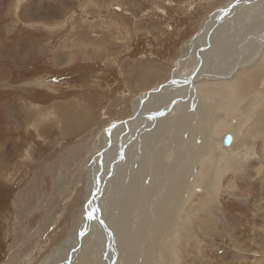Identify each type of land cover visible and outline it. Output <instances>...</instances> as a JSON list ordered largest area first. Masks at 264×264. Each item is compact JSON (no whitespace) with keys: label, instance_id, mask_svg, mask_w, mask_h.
<instances>
[{"label":"rangeland","instance_id":"1","mask_svg":"<svg viewBox=\"0 0 264 264\" xmlns=\"http://www.w3.org/2000/svg\"><path fill=\"white\" fill-rule=\"evenodd\" d=\"M231 1L0 0V264H38L60 246L105 130L170 82L183 45ZM258 6L234 15L221 55L208 53L219 72L250 21L246 34L262 36ZM258 34L246 37L247 55ZM255 59L196 82L200 99L168 127L164 151L148 146L125 171L116 193L127 215L108 225L114 242L126 234L114 264H264V48ZM42 80L49 86L29 84Z\"/></svg>","mask_w":264,"mask_h":264},{"label":"bare ground","instance_id":"2","mask_svg":"<svg viewBox=\"0 0 264 264\" xmlns=\"http://www.w3.org/2000/svg\"><path fill=\"white\" fill-rule=\"evenodd\" d=\"M258 5L264 6V0H232L224 9L215 12L212 16L205 19L201 24L198 35L183 45L181 57L177 61L170 82L136 98L132 105L133 118L131 120L115 123V125L105 130L101 137V143L96 149L99 151V155L94 158L91 166L84 172L87 182L86 198L78 217L73 223V227L60 246L55 248L38 264H114V258H118L115 251L119 250L122 243L119 237L124 238L126 234H121L119 231L118 238L114 242L112 231L117 227L110 229L109 226L114 221L113 216L119 221L121 216L126 217L127 215L126 212L124 213L123 208L119 211V206L121 205H118V202H120L121 198L120 192L119 194L118 191L116 193V185L122 190L125 188L127 180L125 171L130 170L129 176L138 169L139 163L145 158L146 152L150 150L148 146H151L156 151H158L157 149H162V152L164 151L165 145L161 148L159 144L163 145L162 141L167 139L168 127L170 129V126H174L178 114L185 113L182 112L183 110L186 109L185 111L187 112L186 102L193 101L194 97L199 96L194 86L193 90L191 89V78L193 75H197L194 84L205 78L217 80L228 77L229 74L232 75L235 71L242 68L243 65L246 66L250 62L254 65L257 63V60L259 61V59L256 60L255 58L260 55V50L264 48V26L260 27L263 28V32H261V34L263 33L262 36L258 34L260 31L256 30V27L255 31L247 32L246 34V30L254 29L253 26L249 25L251 21L246 29L240 30V33L244 36L241 39L239 38L238 41L235 39L236 42L228 49L231 53L235 54H232L235 59H229V61H232H230L229 67L227 66V70L219 72L217 67H214L217 64L216 60L218 57L214 59L208 55L213 48L216 51L219 50L220 55L223 53L219 49L220 42H218V39L224 38L223 34L225 30L230 31L229 27L233 24V20L237 18L234 15L238 14L237 16H241L246 6L253 8ZM255 32L256 35H259L254 41L256 46L258 44V49H256L258 51L247 55L248 52L245 49L249 50L250 47L244 48L245 39L248 36H252ZM253 38L255 39V37ZM218 60L220 63V58ZM29 84L36 85L37 87L49 86L43 80L34 83L30 82ZM189 93L192 94L189 95ZM198 99L200 98L198 97ZM203 106L206 105L204 104ZM184 122L186 121L184 120ZM128 135H131L130 140L133 136V141L124 144L128 139ZM132 151L134 156L129 159L128 155ZM142 176H145V174H142ZM93 190H95L94 195ZM114 194L115 200L113 198ZM129 196H131L130 193ZM90 215L91 218H89ZM126 226V224L122 225V227ZM86 251H89V256H86Z\"/></svg>","mask_w":264,"mask_h":264},{"label":"water","instance_id":"3","mask_svg":"<svg viewBox=\"0 0 264 264\" xmlns=\"http://www.w3.org/2000/svg\"><path fill=\"white\" fill-rule=\"evenodd\" d=\"M221 10V9H220ZM210 16H212V15H210ZM197 75H193L192 76V78H191V89L193 90V84H194V82L196 81V79H197V77H196ZM190 94H192V93H189V95ZM233 140H234V138H233V135H232V133H230V131H227L226 132V134H225V136H224V140H223V144H224V146H226V147H230L231 145H232V143H233ZM95 194V190H93V195ZM91 209H94V208H91Z\"/></svg>","mask_w":264,"mask_h":264},{"label":"snow or ice","instance_id":"4","mask_svg":"<svg viewBox=\"0 0 264 264\" xmlns=\"http://www.w3.org/2000/svg\"><path fill=\"white\" fill-rule=\"evenodd\" d=\"M89 218H91V215L89 216Z\"/></svg>","mask_w":264,"mask_h":264}]
</instances>
